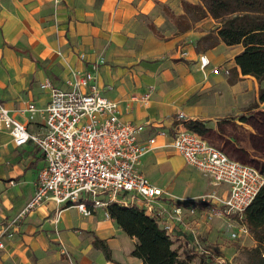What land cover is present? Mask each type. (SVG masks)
<instances>
[{"label":"crops","instance_id":"1","mask_svg":"<svg viewBox=\"0 0 264 264\" xmlns=\"http://www.w3.org/2000/svg\"><path fill=\"white\" fill-rule=\"evenodd\" d=\"M183 1L199 3L198 0H0L1 103L18 121L28 123L23 113L26 105L33 103L42 109L49 102V92L40 87L42 83L49 82L59 89L68 90L72 72L87 70L94 54L103 53L113 67L104 65L99 69L97 86L100 93L118 103L119 117L123 121L151 124L139 136L143 145L149 138H155L152 150L145 153L140 161V171L147 178L144 164L152 160L156 166L160 164L164 152L172 149L169 144L177 127H186L190 121L202 122L206 132L200 136L221 148L207 137L209 128L205 123L213 118L209 116L214 114V108L203 106L199 100L193 103L186 101L183 86L178 91H172L164 85L170 78L169 70L156 79L152 76L153 72L151 77L150 71H146L147 75L143 73L141 59L146 52L143 48L148 45V40L153 39L150 34L146 36V28H160L165 14L177 16V22L178 17L184 14ZM194 30L162 43L171 49V55L187 52L186 60L204 54L210 61L207 69L210 72L211 67H219L215 64L222 63V58L215 56L213 51L224 44L220 41L213 49L199 50L196 44L190 43L194 39L193 34H198ZM184 43L187 45L181 48ZM240 51L236 50L227 57L230 67L238 74L240 71L233 58ZM80 53H86L88 60L80 61ZM180 74L183 76L182 72ZM213 75L208 73L205 78L216 79L217 76ZM197 77L200 78L201 74ZM186 82L191 85L192 77ZM152 85H155V90L146 105L132 99L148 92ZM179 113L184 115L182 120L178 119ZM28 129L34 133L43 131L41 115L37 114L34 121L28 123ZM172 150L179 157L174 169L182 171L180 183L189 170L201 174L187 166L182 156ZM44 165L43 155L33 144L28 142L16 147L8 132L0 130V227L12 220L30 200L38 172ZM149 166L148 171L152 168ZM205 179L210 182L207 177ZM149 180L155 184L154 180ZM184 180L188 184L192 181L186 176ZM180 183H170L165 188L155 185L177 197L200 194L192 190L191 194L180 195ZM210 187L208 191L213 188ZM62 207L47 201L26 214L4 236L0 264H142L141 259L131 256L136 239L128 237L109 218L106 209L97 208L85 217L77 211L81 216L77 222L64 216L73 207H64L56 218V208ZM98 209L103 211L100 216L97 215ZM222 225L220 220L205 222L199 218L195 225L199 241L193 245L208 247L207 240L219 239ZM96 239L107 246L109 258L101 246L94 244ZM61 245L66 248L68 257L61 253ZM173 245H176L173 248L178 253L181 250L188 254L182 241Z\"/></svg>","mask_w":264,"mask_h":264},{"label":"built area","instance_id":"2","mask_svg":"<svg viewBox=\"0 0 264 264\" xmlns=\"http://www.w3.org/2000/svg\"><path fill=\"white\" fill-rule=\"evenodd\" d=\"M81 58L85 60L84 55ZM198 61L205 72L210 66L209 59L201 54ZM98 64L92 61L87 70L73 71L68 90L49 82L40 85L49 92V102L42 109L29 103L23 113L28 123L41 115L42 132H31L28 123L18 121L0 101V130L8 132L16 147L30 142L45 160L30 200L0 227V248L4 247L3 238L9 230L47 201L73 207L83 216L116 203L143 209L173 244L182 241L189 255L206 256L213 264H230L229 260L227 263L214 256L211 248L193 245L199 241L195 225L199 218L205 222L220 220L231 229L232 239L247 233L241 220L264 186V176L257 168L230 158L197 133L177 127L169 147L182 156L187 166L207 177L213 188L196 196L177 197L153 184L139 168L141 157L155 144L154 137L146 145L139 140L151 124L120 119L118 103L103 96L96 84ZM210 72L228 75L229 69L211 67ZM150 94L148 91L132 99L146 105ZM177 116L179 120L184 118L182 113ZM64 207L56 208V218ZM61 253L68 257L63 245Z\"/></svg>","mask_w":264,"mask_h":264},{"label":"rangeland","instance_id":"3","mask_svg":"<svg viewBox=\"0 0 264 264\" xmlns=\"http://www.w3.org/2000/svg\"><path fill=\"white\" fill-rule=\"evenodd\" d=\"M164 20L160 28H146L148 29V31L145 32L146 36L150 34L153 39L148 40V45L143 48V50L145 49L146 51L141 59V65L144 67L143 73L147 75L146 71H150L149 75L151 77L153 72L152 76L156 79L163 72L169 70L170 78L164 82V85L173 89L172 91H178L180 87L183 86V97L187 98L186 101L193 103L194 100H199L203 106L214 108V114L209 116L213 118L205 123L209 128L207 137L210 138L213 143L220 146L230 158L257 168L259 166V161H264V102L259 100V92L261 88H264V85H260L257 80L251 76L238 74L234 68L230 67V59L227 57L232 56L236 50L242 49V47L240 45H221L222 47H217L215 51H213V54L218 58L221 57L222 63L215 65L219 66L221 70L225 68L229 69V74H212L213 76H217L216 79L210 76L206 79L205 76L211 73L208 70H205V73L201 70L198 71V69H200L198 57L186 60L187 52L185 51H180V53L176 55H171L173 54L171 49L166 47L162 42L170 40L176 35H186L190 29H195L194 31L198 32V34H193L194 39H192L190 43L191 45L196 44V48L201 50L206 44L200 43L198 39L207 33H214L216 27L219 25L218 21L207 16L192 23V27L188 30L180 32V28H178L176 24L177 16L165 14ZM186 45L187 43H184L181 48H184ZM196 48L194 51H196ZM176 49L177 48H175V50ZM81 55H84L85 60H88V55L86 53H80L78 54V59L80 61H83ZM178 56L179 58L176 59L175 57ZM167 58L174 59L167 62L165 61ZM90 61L99 62L98 71L104 65L113 67L111 61L106 59L103 53H95L94 58ZM180 72L183 73V76H181ZM98 73L99 72L96 73V84L98 83ZM198 74H201L200 78L197 77ZM191 77L193 83L188 85L186 81H191ZM174 82L177 83L179 87ZM148 90L152 94L155 90V85L150 86ZM186 116L189 117L187 114ZM164 153L165 154L161 157L160 164L157 166L154 160L148 164H144V172L148 178L154 180L156 185L163 188L167 187L170 183H180V175H182L180 173L182 171H175L174 169L176 164H178L177 158L179 157L177 153L172 149L166 150ZM149 165H151L152 168L148 171L147 167ZM184 176H186L187 180L192 181H190L189 184L185 180L183 181ZM183 178L182 183H180L181 188L178 191L180 195L191 194L192 190L196 191V193L203 194L212 186L209 184L210 182L205 179L206 177L204 178L201 174L191 170L186 172ZM195 183L200 185L197 186ZM102 214V209H98L97 215L100 216ZM64 216L77 222L79 219L81 220L80 214L74 208H70ZM21 224L22 222L19 227ZM232 224L234 223L232 222ZM230 231L231 229L222 225L219 239L212 238L207 240L208 243L206 245L212 249L214 256L223 259L225 262L227 261V263L229 260L230 264H245V252L256 247L257 242L249 232L242 234V236L237 239H232L230 238ZM173 247H176V245H173ZM179 251L182 257L189 256L187 252ZM208 262L206 256L200 254L190 255V264H207Z\"/></svg>","mask_w":264,"mask_h":264},{"label":"trees","instance_id":"4","mask_svg":"<svg viewBox=\"0 0 264 264\" xmlns=\"http://www.w3.org/2000/svg\"><path fill=\"white\" fill-rule=\"evenodd\" d=\"M198 1V4L182 2L184 14L176 22L179 31L188 30L192 23L207 16L217 20L215 32L198 40L206 44L204 50L213 49L220 41L226 46L240 45L241 51L233 58L240 74L264 85V0ZM259 100L264 102V88L260 89ZM186 127L198 135L206 132L199 121H190ZM257 169L264 176V161H259ZM106 213L128 237L136 239L131 256L141 259L142 264H190V256L182 257L157 221L143 209L114 203L106 208ZM241 222L257 242L256 247L245 252V264H264V186L244 211ZM94 244L101 246L109 258L103 241L96 239Z\"/></svg>","mask_w":264,"mask_h":264}]
</instances>
